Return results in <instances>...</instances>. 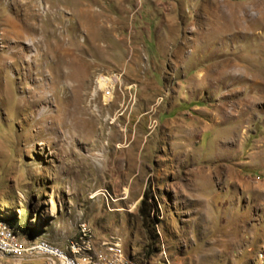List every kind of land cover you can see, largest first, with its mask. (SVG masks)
I'll return each instance as SVG.
<instances>
[{
  "label": "rangeland",
  "instance_id": "rangeland-1",
  "mask_svg": "<svg viewBox=\"0 0 264 264\" xmlns=\"http://www.w3.org/2000/svg\"><path fill=\"white\" fill-rule=\"evenodd\" d=\"M8 216L59 248L83 223L93 257L264 264V0H0Z\"/></svg>",
  "mask_w": 264,
  "mask_h": 264
},
{
  "label": "built area",
  "instance_id": "built-area-1",
  "mask_svg": "<svg viewBox=\"0 0 264 264\" xmlns=\"http://www.w3.org/2000/svg\"><path fill=\"white\" fill-rule=\"evenodd\" d=\"M94 237V235H93ZM104 242V241H99ZM74 249V248H73ZM99 258H110V264H123L114 251L101 254ZM0 264H66L62 253L53 255L49 250H39L38 242H11L9 231L0 228ZM73 264H98L88 259V256H80L75 250Z\"/></svg>",
  "mask_w": 264,
  "mask_h": 264
},
{
  "label": "bare ground",
  "instance_id": "bare-ground-1",
  "mask_svg": "<svg viewBox=\"0 0 264 264\" xmlns=\"http://www.w3.org/2000/svg\"><path fill=\"white\" fill-rule=\"evenodd\" d=\"M0 228H4L5 230L9 231V238L11 242H18L15 235L16 234L15 231L6 227L5 225H0ZM81 230H80L81 232L80 236L82 237H80L79 240L67 241L66 244L64 245L65 246L64 248H59L54 245L52 246V244L48 243V241L45 240H40V241L35 240L34 242H38L39 250H49L50 253L53 255H60L62 253L64 260H66V264H73V257H75V250L79 251L80 256H88V259H92V262H98V264H110V258L93 257L92 255H88L85 253V251L88 249L82 244L85 243L87 239H89L90 231L89 228L83 223L81 225ZM100 246L102 248V251L99 253L100 255L115 250V253L118 255V259L124 261L123 264H146L144 262L132 261L128 259V257H126L123 254L122 247L119 246L116 240H112V239L105 240L104 242H101Z\"/></svg>",
  "mask_w": 264,
  "mask_h": 264
},
{
  "label": "trees",
  "instance_id": "trees-1",
  "mask_svg": "<svg viewBox=\"0 0 264 264\" xmlns=\"http://www.w3.org/2000/svg\"><path fill=\"white\" fill-rule=\"evenodd\" d=\"M138 215L140 218V223L142 227L145 229L153 228L155 219L158 220L159 210L156 201L154 200L152 194L148 193V191L144 190L142 197L138 206ZM17 217H6L0 218V222H2L6 227L12 229L15 232H19L25 235L26 238L35 237L33 232L29 229V227L22 222L17 221Z\"/></svg>",
  "mask_w": 264,
  "mask_h": 264
}]
</instances>
